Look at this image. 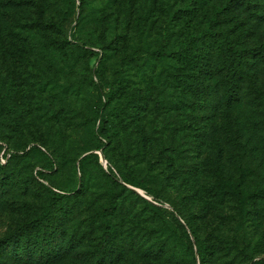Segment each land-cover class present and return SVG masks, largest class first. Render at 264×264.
<instances>
[{
	"label": "rangeland",
	"instance_id": "rangeland-1",
	"mask_svg": "<svg viewBox=\"0 0 264 264\" xmlns=\"http://www.w3.org/2000/svg\"><path fill=\"white\" fill-rule=\"evenodd\" d=\"M112 1L85 0L81 9L80 0H0V35L11 42L9 62L0 49V74L10 80L8 110L0 122V164L6 165L0 177V264H199L197 254L195 261L184 254L174 236L170 253L180 259L160 251L161 218L172 211L187 217L207 241L204 264H247L238 249L229 255L219 250L223 238L247 241L248 253L264 257V52L244 69L240 101L229 108L191 102L192 69L172 54L186 47L191 33L204 28L215 5L226 0H117L130 22L119 54L102 66L110 81L120 83L106 108L116 123L106 152L114 166H133L155 194L125 184L117 169L116 177L110 175L101 159L89 161L84 176L79 174L80 154L95 151L99 142L94 71L102 51L95 47L96 57L78 47L69 55L56 50L54 35L70 38L79 29L96 28L107 46L118 30L103 16ZM226 14L222 28L249 46L264 44V0L234 5ZM60 22L64 32L54 25ZM36 32L55 53L53 61L31 39ZM158 49L167 51L164 60ZM205 54L197 52L195 60ZM61 55L70 59L62 62ZM208 57L211 84L222 92L221 50ZM129 124L149 134L140 156L129 153L118 136ZM49 136L69 151L59 155L47 144L56 154L51 171L41 167L46 159L32 149H45ZM11 154L15 160L7 161ZM76 171L82 181L74 188ZM44 185L69 191L50 212ZM45 215V224L16 246L4 243L25 222ZM107 225L114 230L108 242ZM246 229L250 236L242 239Z\"/></svg>",
	"mask_w": 264,
	"mask_h": 264
},
{
	"label": "trees",
	"instance_id": "trees-1",
	"mask_svg": "<svg viewBox=\"0 0 264 264\" xmlns=\"http://www.w3.org/2000/svg\"><path fill=\"white\" fill-rule=\"evenodd\" d=\"M77 0H73L74 4ZM81 1V9L85 0ZM203 0H201L202 2ZM247 3L249 5L250 0H226L222 4H216L214 7L212 17L205 22V27L201 28L200 26L196 28V34L191 33L190 37L187 39V46L184 48H177L176 51L172 52V54L178 58H184L186 62L190 65L192 69V73L189 75L188 88L190 93L191 102H196L197 107H203L205 105L204 102L212 101V104H220L229 108L232 105H236L240 101L239 90L241 88V81L243 78V73L245 68H249L254 62V55L257 53L264 52V44L260 46H249L246 44V41L240 40L242 37L238 38L235 34L230 33V29L222 28L225 26V20L227 18L226 12L234 5H240ZM111 5H107L106 9L103 11V16H106V19L110 20L111 24L114 22L115 27L118 30L115 32L114 36L110 38L109 44L103 45L100 36L96 33V28H91V30L79 29L73 32L70 38L65 36L54 35V39L58 42L57 48L66 51L69 55L75 53L76 48L87 49L90 55L98 57L99 52L95 51L94 48H100L101 58L99 60L98 66L95 69V76L98 80L97 83V91L98 95L96 101L94 103V118L97 124V137L99 138V142L95 146L94 150L89 153L80 154L79 158V167L78 172L81 176H84V171L87 163L92 160H100L99 152H102L105 159L107 160V170L110 175L115 176L114 169H117L119 173V178L125 183L133 185L137 188H140L145 191L146 194L154 193V190L150 188L146 180L144 178H139L136 170L133 166H129L126 164H118V166H114L109 158L108 153L106 152V147L111 143L112 136L110 135L112 130V125L116 124L111 116L108 114L106 108L108 104L111 102V98L114 96L120 88V83H113L106 76L105 72L102 70V66L106 59H110L113 56L119 54V51L122 49L125 43V32L124 26L130 22V19H127L124 13V7L122 4L117 2V0H113ZM127 13H129V7L126 9ZM106 14V15H105ZM103 20V19H101ZM120 20V22H119ZM64 22H60L58 24H54L55 27L64 32L63 28ZM53 24H49L51 27ZM40 32L31 33V39H35L36 47H39V51L46 54L48 60L53 61L56 58L54 52H51V49L46 47L43 42H41V38L38 36ZM11 35H14V31L11 32ZM9 41V40H8ZM7 41V37L0 35V49L3 51L2 57L5 61L9 62L10 57V45L11 42ZM221 50L222 59L220 60L219 72L222 73V78L224 79V83H222L223 87H225L222 92L219 91L217 84L213 86L211 84V77H213L214 73L212 70L211 59L208 57L214 50ZM202 51L206 53L205 55H201L199 60H195V56L197 52ZM159 59L164 60L167 56V51H158L155 52ZM206 55H208L206 57ZM70 56L61 55L62 62L68 61ZM141 61V58L139 59ZM143 66V62L141 63ZM208 81V82H207ZM10 89V80L8 76H4L0 74V122L3 118V113H7V99ZM107 92H104L107 90ZM213 92H216L217 95H214ZM210 104V103H209ZM264 115V112L262 113ZM142 125V123H141ZM140 125V126H141ZM58 130L60 131V125H57ZM142 127V126H141ZM140 130L133 129L129 124L127 128H123L121 131H118V136L122 135V139H124V147L127 148L128 152L134 156H140L142 154L141 147H145L144 141L148 142L149 134L144 133L143 127ZM0 132H4L0 129ZM56 134V133H55ZM56 137L62 139L61 135H57ZM134 138V139H132ZM132 139L133 142L130 140ZM43 143L46 145L42 149L41 146L32 147L33 150L40 153L46 159L45 164L41 167L45 170L51 171L53 169L55 161V153L50 150V147L47 144H50L53 149H57L59 155L67 156L69 151L68 149H63L64 147H59L58 139L52 138L49 136L48 141L43 140ZM53 144V145H52ZM144 144V145H143ZM89 151V150H87ZM165 151H167L165 149ZM144 154V153H143ZM16 155L11 154L9 160H15ZM6 170V165L0 164V177L1 172ZM39 175L44 176L42 169L37 171ZM79 181L82 179H78L77 171L75 172V186L77 188ZM82 185V183L80 184ZM45 188L48 190L49 199L48 205L46 206V211L50 212L52 205L55 203V200H61L65 197L66 193L68 194V190L58 188L59 191L54 190L46 185ZM61 191L65 193H61ZM68 191V192H67ZM46 215L39 216L30 221L25 222L21 225L14 233L10 234L4 243H9L12 246H16L22 237L26 235L30 230L40 228L45 224ZM161 228L158 232L159 235V249L163 253H167V256L172 257L173 260L180 259V256L173 253H170L169 245H170V235L174 236L180 243V246L183 248V252L190 253L195 261V254H197L199 259V264H204L206 251L208 248L207 241L202 239L198 233V231L194 228L191 221L187 217H183L176 211L169 212L167 215H163L161 218ZM241 230V228H240ZM253 232V230H252ZM242 239L250 234L249 230H245L241 232ZM250 236V235H249ZM253 236V235H252ZM106 238L107 242L111 241L114 238V230L110 225H107L106 228ZM45 240V238L43 237ZM231 238L230 240L223 238L221 241V247L218 246L219 250H223L226 255H229L230 250L238 249L240 252H243V256L246 254L247 256V264H264V257L256 258L251 253H248L249 242L237 243L234 242ZM209 241V240H208ZM112 245H107L105 247L109 248ZM240 246V248H239ZM222 252V251H221Z\"/></svg>",
	"mask_w": 264,
	"mask_h": 264
},
{
	"label": "water",
	"instance_id": "water-1",
	"mask_svg": "<svg viewBox=\"0 0 264 264\" xmlns=\"http://www.w3.org/2000/svg\"><path fill=\"white\" fill-rule=\"evenodd\" d=\"M99 154H100V159L103 161V164L107 166V160L105 159L104 155L102 154V152H99Z\"/></svg>",
	"mask_w": 264,
	"mask_h": 264
}]
</instances>
